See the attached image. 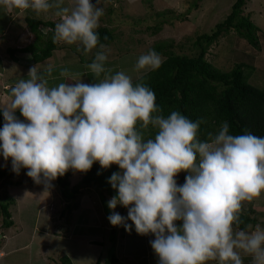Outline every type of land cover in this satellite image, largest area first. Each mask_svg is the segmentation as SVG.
<instances>
[{
  "label": "clouds",
  "instance_id": "9594fccd",
  "mask_svg": "<svg viewBox=\"0 0 264 264\" xmlns=\"http://www.w3.org/2000/svg\"><path fill=\"white\" fill-rule=\"evenodd\" d=\"M0 0V9H32L38 14L56 8L61 22L54 42L77 44L85 55L98 46L100 18L105 10L92 0ZM87 67L98 79L86 84L67 69L61 82L49 87L54 66L38 64L11 89L12 100L0 105L5 123L0 128V157L12 170L26 175L45 192L52 182L75 170L90 171L95 163L121 171L109 178L117 195L108 201L112 226L140 235H154L150 245L158 264H264V229L234 231L242 202L264 193V136L229 134L225 121L202 142V120L179 111L167 117L157 106L154 91L133 83L124 71L99 79L108 55L104 45ZM162 59L155 50L140 55L136 71H155ZM17 111L24 120L16 116ZM154 131V134H153ZM188 173L182 185L176 177ZM128 209L127 218L115 211ZM131 220L132 224L127 221Z\"/></svg>",
  "mask_w": 264,
  "mask_h": 264
},
{
  "label": "rangeland",
  "instance_id": "374dc122",
  "mask_svg": "<svg viewBox=\"0 0 264 264\" xmlns=\"http://www.w3.org/2000/svg\"><path fill=\"white\" fill-rule=\"evenodd\" d=\"M233 1L100 0L98 6L104 8L105 13L100 18L99 27L111 29L115 40L104 46L108 60L105 63L106 71L99 79L120 71L133 80L147 73L145 70H135L137 59L161 41H173L175 52L179 54L191 53L196 37L210 32L226 15ZM92 3L96 5L97 0H92ZM72 6V0L61 3V7ZM14 10L21 11L20 15L14 13L9 17L8 32L4 31L5 36L0 37V105L11 102V89L18 81L26 79L29 69L34 66L30 54L18 51L10 55V49L24 48L35 40L26 26L25 17L61 22V17L55 14L56 8L39 14L32 9ZM162 12L164 16L159 17L157 14ZM246 13L261 28L260 49H253L232 30L211 46L206 56L209 61L225 69L232 68L239 61L252 65L255 70L250 82L264 87V0H248ZM158 26L161 30L155 34V27ZM22 29L25 32L20 35ZM18 41L19 47L16 44ZM59 45V50L50 59L38 64L41 71L49 64L54 66L49 87L61 82H74L60 76L63 69L83 83L98 82L87 65L93 62L100 50L96 48L84 54L82 61L75 52L77 44L59 42ZM255 131L259 133L261 130ZM0 167L12 168L11 160L5 161L0 157ZM71 174L72 183H80L81 175L75 170H71ZM185 177L181 172L176 177L177 183L182 185ZM52 184L53 187L45 192L43 184H36L26 174L0 182V197L7 194L14 199L9 209L13 225L2 227L3 216L0 215V252L3 253L0 264H60L64 255L69 256L74 264H96L98 259L101 264H109L108 259L113 255L117 257L115 264H158V257L150 245L154 235L138 234L134 224L131 232L123 226L111 225L105 207L112 198L107 197L104 201L94 186L82 188L73 201L79 204L78 208L67 214L64 210L68 203L56 182ZM242 207L240 211L252 214L258 220L257 225L264 229V193L251 201L242 202ZM250 208L255 211L252 213ZM115 211L125 218L128 216V210H123L122 206L118 205ZM127 223L132 224V221L128 220ZM256 226L248 231L255 230ZM234 231H238L235 226ZM240 255L244 257L248 254L241 251ZM207 264H218V261H208ZM243 264H252V261L244 259Z\"/></svg>",
  "mask_w": 264,
  "mask_h": 264
},
{
  "label": "trees",
  "instance_id": "16d2710c",
  "mask_svg": "<svg viewBox=\"0 0 264 264\" xmlns=\"http://www.w3.org/2000/svg\"><path fill=\"white\" fill-rule=\"evenodd\" d=\"M247 4L248 0H234L226 15L215 24L210 32L201 33L196 37L192 52L189 54L175 52L173 41L155 43L150 50H155L163 57L160 68L148 71L133 80L134 84L142 82L154 91L157 106L162 109L161 114L165 117L172 111H179L194 122L202 120L203 123L199 129V138L202 142H208V134H215L225 121L229 124L231 135L251 132L257 136H264V87H258L250 82L255 68L239 61L232 68L225 69L209 61L206 56L210 47L217 44L232 30L236 32L238 38L245 40L253 49H260L259 31L261 28L255 24L250 14L246 13ZM157 15L163 17L164 12ZM181 18L183 19V16ZM25 20L35 40L24 48L10 49V55L18 51L22 54H30L33 65L50 59L60 47L59 42L53 40L57 23L51 20H38L30 16H27ZM160 30L159 26L155 27V34H158ZM96 31L99 35L98 50H101L100 45L107 46L115 40L114 32L108 27L101 26ZM77 48L75 52L83 61L84 53L82 50L78 51ZM16 116L19 119L24 118L19 111ZM4 123L3 114L0 113V128ZM257 129L261 131L257 133L255 131ZM119 171L121 170L115 164L104 169L97 162L87 173L76 171L81 175L80 183H72L71 170L57 178L54 182L59 186L63 199L68 203L64 211L70 214L72 210L78 208L79 204L73 201L85 187H96L104 201L107 197L116 196L117 191L108 181L113 173ZM26 172L27 169H21L20 173L16 174L12 168L0 167V182L20 177ZM187 174L183 172L184 176ZM13 202V197L7 194L0 197L2 227H10L14 223L9 210ZM107 207L105 210L109 216L112 210ZM122 208L128 210L123 206ZM250 209L252 213L255 211ZM238 215L240 223L234 224L236 230L248 231L250 227L257 225L258 220L252 214L239 211ZM244 259L247 262L252 261V256L246 255L242 257V260ZM108 260L109 264H115L117 257L113 255ZM60 261V264H74L67 255L62 256ZM96 264H101V260L98 259Z\"/></svg>",
  "mask_w": 264,
  "mask_h": 264
},
{
  "label": "crops",
  "instance_id": "0c3cea01",
  "mask_svg": "<svg viewBox=\"0 0 264 264\" xmlns=\"http://www.w3.org/2000/svg\"><path fill=\"white\" fill-rule=\"evenodd\" d=\"M14 13H15L16 16H19L21 11H17L16 12L14 9H11V10L0 9V16H1V19H0V32H1V34H0V37H2L3 35L5 36V34L3 33L4 31L8 32V30L6 28H8L9 24H10L9 17L13 16ZM23 32H25L24 29H22L20 35L23 34ZM19 36H18V38H19ZM16 44L18 46L19 45V41Z\"/></svg>",
  "mask_w": 264,
  "mask_h": 264
},
{
  "label": "built area",
  "instance_id": "2783aa9c",
  "mask_svg": "<svg viewBox=\"0 0 264 264\" xmlns=\"http://www.w3.org/2000/svg\"><path fill=\"white\" fill-rule=\"evenodd\" d=\"M2 256H3V253L0 252V257H2Z\"/></svg>",
  "mask_w": 264,
  "mask_h": 264
}]
</instances>
